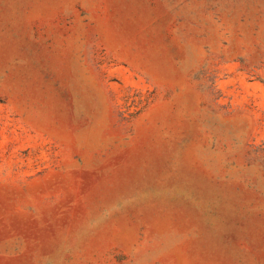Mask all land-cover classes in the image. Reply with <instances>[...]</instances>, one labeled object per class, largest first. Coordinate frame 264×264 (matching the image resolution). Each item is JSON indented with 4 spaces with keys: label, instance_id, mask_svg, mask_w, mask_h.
<instances>
[{
    "label": "rangeland",
    "instance_id": "1",
    "mask_svg": "<svg viewBox=\"0 0 264 264\" xmlns=\"http://www.w3.org/2000/svg\"><path fill=\"white\" fill-rule=\"evenodd\" d=\"M0 264H264V0H0Z\"/></svg>",
    "mask_w": 264,
    "mask_h": 264
}]
</instances>
